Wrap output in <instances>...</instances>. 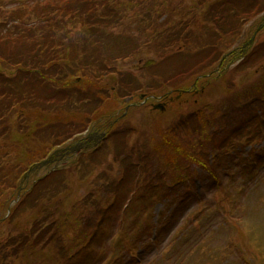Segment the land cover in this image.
Listing matches in <instances>:
<instances>
[{
	"label": "rangeland",
	"instance_id": "1",
	"mask_svg": "<svg viewBox=\"0 0 264 264\" xmlns=\"http://www.w3.org/2000/svg\"><path fill=\"white\" fill-rule=\"evenodd\" d=\"M251 1L252 3L259 2L261 6L263 5L262 8H264V0ZM251 1L232 0L231 3L229 2V5L233 9H237L240 4L251 3ZM100 2L109 6L114 4L113 0H101ZM137 2H139L138 8L141 10L140 12H146L151 10L153 7L158 6L159 3L162 4L163 0H134V3ZM186 2L187 0H185L183 5H178L174 9H172V7L164 6L162 11H156L155 14L166 20H180V23L183 24V22H187V18L190 15ZM129 12H132V10ZM195 14L196 17L199 16V13L196 12ZM261 15L262 14L257 15V13L251 14L250 12L246 15L242 13L237 17H229L226 19L227 24L231 28L240 31L242 39L239 41V44L242 43V41H244L258 25ZM262 17H264V15ZM200 20V17L193 20L191 27L194 29L198 28V22ZM202 22L204 25H211L210 23H205L204 21ZM116 29V25H111V28L108 30L113 31ZM262 30H264V28ZM131 37L138 38L135 34ZM200 39L204 41L205 44L201 42L199 43L210 49L211 47L208 45L218 43V40L215 38L206 37ZM141 41L143 51L149 52L148 55L152 57L157 56L152 52L151 38H142ZM188 41L194 40L188 38L185 42ZM235 45L236 42L231 34L223 37L219 43V47L223 50L227 48L230 50L234 48ZM199 47L201 48L202 46L195 45L194 49L196 50ZM168 54L182 55L181 60L186 61L190 66H200L210 61L206 52L196 55L194 52H190L188 48L181 46L180 43L178 46L167 48L163 55H161V58ZM249 59L252 63L250 66L243 68L238 66L234 68L238 61L231 62L229 69L227 71L225 70L220 78L212 80L210 83L206 84L205 91L200 100L205 101V103L208 104V107H210L215 114L212 111H206L202 116L204 119L213 123L224 118L231 121L233 118L238 117L240 113H243V108L247 106L251 92H241V89L253 83L257 78L258 72L262 73L264 67V55ZM176 63H179V58L176 59ZM165 65L174 67L171 61H167ZM214 68L215 66L212 64L211 68L203 69V71L210 72ZM133 69L130 70L134 71ZM94 71L89 70L83 72V75L86 79L91 78L90 74L92 72L94 73ZM103 83L107 86L114 85V80L105 75ZM82 87L86 88L87 85L82 84ZM165 88L166 87H163L164 90H166ZM234 90L241 92L240 95H234ZM149 105L150 103H138L133 106V108H130L126 116L128 126L134 128L137 134H142L146 137L148 136L153 141L152 143H155L156 147L161 150L165 151L174 149L177 144H182L185 138L180 134L179 129L183 123L181 121L182 116L178 113V111L190 108L191 103H186L181 106H178L177 104L173 105L171 108L168 104L167 110L162 114L156 112L155 110L150 111L151 107ZM119 106L120 110L118 112L123 111V104H119ZM111 108L112 107L110 105H106L103 108V111L106 112ZM166 139L167 141H165ZM156 158L159 159L158 157ZM103 161L102 157L98 156L93 159L87 153L81 156V170H70L67 178L65 176H61L64 180L60 184L64 185L65 192L62 194L61 199L65 201V209H71L70 203H68L70 200L68 198L83 197L88 199L89 195L87 193L92 196V192L96 191L98 188L96 186L98 181L93 179V175L88 176L85 179L83 177L88 172L89 168L97 166V164L101 165V170L105 169V167L108 166V162L106 164H102ZM185 163V161L181 160V164L185 165ZM67 167L75 168L78 166L75 163L70 164ZM185 169L189 170V167ZM194 169L201 175H199L197 181L204 186V189H202L196 185V191L200 189V196L203 199L214 201L212 203H204V205L218 208L217 203L215 202L216 200L221 204V210L214 209L212 211L211 216L213 218L211 224L213 222H217L220 225L223 224L222 227L225 226L223 229L226 232L225 236L217 235L212 230H205L203 232L195 233L192 236L193 238L202 240L198 247L197 242L190 243L186 239H183L181 243L176 246L172 245L173 241H176L180 234L178 232L179 224L186 218L188 212L191 209L193 210V205V208L189 207L188 211L185 213L183 212L180 215L179 220L177 217L180 214V209L175 213V208L165 210L166 214L170 216L168 226H166L167 228L162 233L161 237L157 238L156 244H151L145 240L151 236L150 231L153 227V222L155 218L159 216V211L165 208L164 203H162V201L153 202L149 208L150 213H147L141 210L140 207H137L142 205L143 200L139 202V205L136 200H129L130 195L125 194L127 190L126 187H124L122 191L117 188L115 190L117 192H114L115 188H111L112 192H109L105 197L101 198V205H103V210L107 214L102 221V224L104 225L102 226L103 230L98 231L96 236L92 238L94 243L93 249L95 252L105 249L109 245L110 241L115 242V253L104 264H127L128 262L137 264H159L161 254V259L170 260L172 263L173 260L171 259L174 255H176L179 258L183 257L185 264H264V180L259 179L260 182L258 185L252 186L250 182H248L249 179H244L242 177L243 174L241 177H238L234 171H231L232 168L228 169V172L219 171L220 173L216 174L217 179L212 178L211 174H208L197 167H194ZM49 172V168L40 169L38 172L29 177V181L32 182L33 179H36L38 176L46 175ZM197 181H195V184L198 183ZM241 184H244L243 186H245V189H242V196L241 192L238 191L239 185ZM233 186L235 188H233ZM119 187L122 189L121 185ZM225 187H227L226 190L229 193L234 194L235 199H237V197L242 198L241 204H244L243 207L241 206V209H234L237 205L234 203L233 207L232 201L228 196ZM94 195H96V192L93 196ZM101 205L99 209H101ZM204 205L200 204V206ZM64 208L62 207L60 209L61 212H59V215H62L59 216L55 228L50 233L51 237L47 241V249L45 248L44 252L41 254L45 259V264H52L51 254L55 251V248L53 249V247H55L59 241L68 243L70 242V239L75 240L80 235L83 237V232L85 230L86 233L90 235L93 232V229H84L80 228L79 225H76L72 215L65 216ZM34 212L35 211L32 209L25 211L19 217V224L28 228L31 220L33 219ZM241 214H243V219L240 221L237 228V224L240 219L239 215L241 216ZM148 216H154V219L151 217L150 224L145 229L144 224ZM173 222H177L175 227L172 225ZM5 228L12 229L11 226H5ZM206 228L209 227L206 225ZM158 240L159 242L157 243ZM130 250H132V256L125 255L124 259V255L121 252H128ZM176 250L180 251L176 253ZM226 252L228 253L227 258H221ZM206 257H208V259H205ZM100 259L101 258L96 260L92 259L90 261L88 260L86 264H98ZM167 260L160 261V264H163Z\"/></svg>",
	"mask_w": 264,
	"mask_h": 264
},
{
	"label": "trees",
	"instance_id": "2",
	"mask_svg": "<svg viewBox=\"0 0 264 264\" xmlns=\"http://www.w3.org/2000/svg\"><path fill=\"white\" fill-rule=\"evenodd\" d=\"M251 1V0H250ZM121 0H113V5H104L102 2H97L94 6L89 0H39L34 2L31 11L34 16L28 14L26 25H19L13 31V38H0V134L4 140H9L13 132V125L8 123L9 119L13 118L18 112L24 109H32L35 112H49L52 108H57L54 113V118L63 121L64 114H68V122H72L75 130L84 129L91 123L95 117V111L90 100L85 103L84 92L82 88L72 86L71 89L66 88L68 75L73 70H80L91 66L90 60L94 57V63L98 61L97 55L100 52L99 38H110L108 26L110 23L117 22L119 15L124 9H116V5ZM232 0H197L196 5L209 4L216 10L222 21L224 22L229 17H237L239 14L254 13L261 9L259 2L240 4L239 8L233 9L230 5ZM4 4V3H3ZM163 4V5H162ZM158 6L153 7L149 12L162 11L164 6L172 7L181 2L175 0H163ZM263 6V5H262ZM163 7V8H162ZM157 8V9H156ZM248 11V12H245ZM21 12H16L20 15ZM148 25L153 24L157 29L162 24L157 23L156 18L149 14L146 18ZM73 25L72 28H68ZM226 28L238 33L237 30L231 28L227 23ZM147 27H145L146 29ZM11 29V27L9 28ZM193 32L191 30L184 31L175 29L172 26H167L160 32V38H172V35L178 38H191ZM113 35V38L120 36ZM98 38V39H95ZM96 40V41H92ZM90 44L89 48L84 45V42ZM256 48L253 53L261 51L264 48V38H258ZM250 61L248 57L243 59V63ZM81 67V68H80ZM12 72H8L9 70ZM91 78L82 79L84 84L90 88L92 97H96L97 83L94 81V73L90 74ZM254 91L259 97H264L261 94V87L264 86V76L259 81H256ZM67 101L66 103H64ZM83 103L79 106H72L73 103ZM31 104V107H24ZM21 121H24L22 118ZM20 130L23 139L28 141V128L22 124ZM227 128H220L219 132L222 135L223 141L229 136ZM180 133L186 136L183 145H177L176 148L182 155H187L193 158L194 162H198L201 166H205V159L200 158L202 149L198 144L201 141L200 137L188 136L194 132L193 128H185ZM219 133L215 136L207 135L205 141H210L214 145L220 144L217 140ZM197 136V135H196ZM46 141L47 136L41 135ZM110 134L108 138H110ZM211 138V139H210ZM235 143L238 140L235 139ZM241 143L236 147L235 153L240 156ZM45 146L42 147V151ZM10 155V152H6ZM131 153L140 156L141 150L138 146L131 147ZM34 155V154H33ZM245 161L244 158H240ZM17 166L16 163L14 167ZM5 166L0 162V193L6 192L15 186L12 183V175L10 172L4 171ZM143 173V172H139ZM16 179V177H15ZM1 195V194H0Z\"/></svg>",
	"mask_w": 264,
	"mask_h": 264
}]
</instances>
